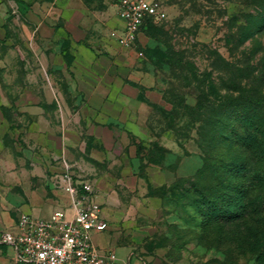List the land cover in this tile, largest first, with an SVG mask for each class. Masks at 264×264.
Here are the masks:
<instances>
[{"label": "rangeland", "instance_id": "rangeland-1", "mask_svg": "<svg viewBox=\"0 0 264 264\" xmlns=\"http://www.w3.org/2000/svg\"><path fill=\"white\" fill-rule=\"evenodd\" d=\"M2 1L9 16L7 38L0 41V97L13 103L37 84L65 89L53 60L58 45L43 40L58 36L23 24L14 0ZM84 1L87 8L79 7L86 39L93 29L98 41H115L121 26L113 4L119 0H107L108 6ZM150 1L164 16L148 17L142 43L133 47L160 95L146 129L144 159L163 166L171 179L139 195L138 255L156 264H264V222L212 217L201 195L247 185L243 168L260 158L262 135H249L264 119V0ZM61 2L50 7L42 0L34 8L59 23L63 16L57 20L53 12ZM179 165L182 177L174 180Z\"/></svg>", "mask_w": 264, "mask_h": 264}, {"label": "crops", "instance_id": "crops-1", "mask_svg": "<svg viewBox=\"0 0 264 264\" xmlns=\"http://www.w3.org/2000/svg\"><path fill=\"white\" fill-rule=\"evenodd\" d=\"M23 1L30 4L24 15L14 0V13L23 24L58 36L43 40L58 45L53 60L67 87L49 84L42 89L37 84L32 91L19 92L13 103L0 97V238L6 232L18 233L21 213L34 218H46L57 208L71 213L66 188L85 181L106 221L104 230L91 234L92 242L101 251H114L120 264H156L149 256H144L148 261L139 256L136 246L143 233L137 225L139 195L171 179L163 166L144 159L146 129L159 93L151 88L134 46L98 41L91 28L86 39L79 5L87 8V2L59 0L60 7L53 12L57 20L63 16L58 23L35 10V3L42 0ZM44 1L50 7L57 3ZM8 13L0 0V41L8 35L4 20ZM117 18L122 32L124 22L118 13ZM65 43L66 58L61 52ZM179 169L180 165L174 180L182 177ZM0 264H19L14 246L1 240Z\"/></svg>", "mask_w": 264, "mask_h": 264}, {"label": "built area", "instance_id": "built-area-1", "mask_svg": "<svg viewBox=\"0 0 264 264\" xmlns=\"http://www.w3.org/2000/svg\"><path fill=\"white\" fill-rule=\"evenodd\" d=\"M117 13L124 25L116 41L126 48L135 45L148 17L164 16L150 0H119ZM66 189L71 213L64 208L53 210L46 218L21 213L18 233L6 232L0 240L14 246L19 264H120L114 251H101L92 242L91 234L104 230L106 221L91 185L77 181Z\"/></svg>", "mask_w": 264, "mask_h": 264}, {"label": "trees", "instance_id": "trees-1", "mask_svg": "<svg viewBox=\"0 0 264 264\" xmlns=\"http://www.w3.org/2000/svg\"><path fill=\"white\" fill-rule=\"evenodd\" d=\"M17 4L22 15H24V11L30 7V4L23 0H17ZM61 52L65 58L68 56V43H65ZM260 114L264 115V110L261 111ZM256 131H259L262 135L259 137L260 141L258 143L260 147V158L256 162L253 159L252 167L249 169H244L242 166L238 167L241 169L243 168V173L246 174L244 177H249V183L247 185L242 184L241 186L238 183H233L231 185L232 187H229L231 188L229 193L226 191L225 194L215 191L212 194H208L205 192L206 190L202 191V203L207 207L206 210L210 216L231 221L240 217H248L247 220L252 218L256 223L259 220L264 222V119L260 125H255L253 135H249L251 139L253 137V140L257 138L255 136ZM224 164V166L228 167L226 162H224ZM238 168H236L235 171H238ZM199 172L201 173V168ZM261 212H263L262 216L260 215ZM252 243L251 241L250 244Z\"/></svg>", "mask_w": 264, "mask_h": 264}]
</instances>
